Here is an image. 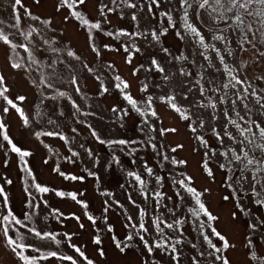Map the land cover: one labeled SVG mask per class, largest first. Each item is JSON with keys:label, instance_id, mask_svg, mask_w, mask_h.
Here are the masks:
<instances>
[{"label": "snow or ice", "instance_id": "obj_1", "mask_svg": "<svg viewBox=\"0 0 264 264\" xmlns=\"http://www.w3.org/2000/svg\"><path fill=\"white\" fill-rule=\"evenodd\" d=\"M35 3L39 5L41 0H35ZM168 3L171 4L172 0H168ZM175 3L176 7L158 13L159 27L151 28L140 25L139 20L142 17H138L137 11H146L149 16L157 18L155 10L160 8L161 0H143V3L139 0H111L114 7L103 4L99 9L103 21H92L79 10L86 4V0H58L55 7L57 13L62 9L69 10L68 15L63 17L64 21L67 22L71 17L78 22L79 27L85 32L88 48L96 57L101 56V49L95 43L98 33L117 40L120 37H127V42L121 43L119 48H113L107 43L103 47L112 52H119L122 48L127 54L124 57L125 63L130 65L133 63L134 54L142 51L136 44L138 40H144L150 45L161 44V38L167 36L170 29H174L177 39L187 40L191 44L203 62L190 59L189 54H185L184 51H180L178 55L173 54L168 47L161 44L162 58L152 56L147 67L140 64L133 68V76L141 70L155 76L151 82L148 81L147 75L140 81L138 90L145 95L139 97L133 96L129 91L130 83L120 75L110 77L106 85L77 50L67 44L60 45L55 36V28L51 27L53 21L33 15L23 5L22 0H12L11 22L0 20V44L6 46V64L10 70L26 76H31L32 72L38 73L39 78L31 79L29 82L41 91L42 102L45 99L57 104L62 100L66 101L74 109L72 115L77 122L88 127L91 136L99 144L110 149L112 155L108 162L109 168L113 164L122 167L117 151L125 153L131 163L137 165V153L141 150H151L159 171L150 166L143 157H139L140 170H127L125 175L130 178L129 187L136 188L146 204L152 202L153 212L150 214L146 207H140L129 194V202L137 207L139 212L135 219L133 216H126L127 222L124 227L132 231L123 241L116 236L112 237L119 253L126 254V250L133 246L131 242L138 240L148 256L159 250L170 257L172 264H181L182 248L185 246L184 225L189 224L202 238L199 246L188 242L197 253L191 258V264H201V259L210 260L212 264H232L228 253L229 250H237L235 242L237 236L240 238V245L246 250L244 253L247 257L246 264H264V252L259 251L260 244L256 239L259 236L261 243L264 244L262 232L264 215L254 214L264 209V119H261L264 117V86H258L264 85V69L259 74L255 70L264 64V0H175ZM20 9H23V15ZM122 9L132 10L130 15L131 20L136 23V30L131 32L125 29H118L115 32L105 30L103 25L110 23L108 13L120 10L123 18ZM174 14H178V19ZM5 28L8 31H5ZM18 50H23L27 55L21 56ZM114 67L115 65L111 63L107 65L108 70ZM85 70L99 82L100 96L110 93L112 89L119 94L122 105L110 108L115 117L113 122L124 128L127 119L134 113L139 118L135 127L142 139H102L92 125L80 119L95 115L93 112L85 111L73 98L75 95L84 100L90 99L84 95L79 83V74ZM213 73L218 74L219 79ZM65 83L72 87L73 95L61 90ZM25 99L24 95H17L14 98L11 96L7 77L0 72L2 102L0 113L8 114L10 109L15 110L27 126L29 117L17 103V101L22 103ZM157 101L174 113L179 121L184 122V126L191 133L193 142L191 150L200 155L199 169L202 174L212 182H215L217 171L223 174L222 186L227 194L222 196V200L230 206L227 222L220 214L214 213L206 203L211 193L210 188L198 189L194 177L186 171L189 160L180 156L185 144L167 143L165 138L169 135H178L179 128L165 125L155 106ZM37 116L42 114L38 112ZM60 116H63L62 111L55 120L49 117L48 123L57 126ZM72 132L76 133L77 129L73 128ZM0 136L7 142L5 154L15 153L23 165L21 170L32 176V171L25 160L32 153L13 142L2 119ZM40 136H57L66 144L69 143L68 137L58 131L37 132L36 137L39 139ZM213 138L214 144L210 143ZM0 147L4 145L0 144ZM80 147L84 148V145L81 144ZM84 150L90 159L99 163L92 149ZM69 151L71 156L67 159L73 163L72 158L78 157L80 153L72 151L71 148ZM213 163L216 165L215 169L211 166ZM53 171L65 180H84L83 176L66 174L58 167ZM160 172H165L166 176ZM88 175L96 174L89 171ZM4 183L10 185L13 181L4 178ZM166 184L172 189L171 194L164 190ZM30 187L39 193L54 191L56 196L61 198L67 196L84 209L88 208L85 201L77 198V193H65L33 182L24 189L29 197L26 203L28 211H25L21 218L9 206V197L4 186L0 184V204L3 207V211L0 212V234L4 243L23 264H37L39 260L51 258L78 264V260L73 256L61 255L57 251L43 252L40 246L23 242L26 232L38 241H50L57 245L61 243L57 239L59 233L30 226L33 217L39 215L40 208L36 196L29 190ZM101 195L112 194L102 192ZM245 199L255 208L246 205ZM168 202H172L171 206ZM43 203L47 205L46 201ZM116 203L119 205L118 201ZM104 204L106 214L110 204L108 200H105ZM181 209L183 211L178 215V210ZM51 215L58 221L65 218L59 209H53ZM84 215L93 225L97 224L94 216L87 212ZM71 218L80 221V217L75 214H72ZM104 219L107 220L106 215ZM79 227L84 228L85 225L80 223ZM22 229L24 231H21ZM107 231L113 232L111 225L107 226ZM63 236L83 264H95L80 247L71 243L72 237L68 233H64ZM151 236L155 238L150 240ZM92 243L98 246L99 256L104 257L106 252L99 247L103 243L99 230L93 236ZM26 250L38 255H25ZM142 264H149V261L144 260Z\"/></svg>", "mask_w": 264, "mask_h": 264}, {"label": "rangeland", "instance_id": "obj_2", "mask_svg": "<svg viewBox=\"0 0 264 264\" xmlns=\"http://www.w3.org/2000/svg\"><path fill=\"white\" fill-rule=\"evenodd\" d=\"M139 2L143 3V0H139ZM22 3L33 15H39L43 19H51L53 21L51 27L55 28V36L60 42V45L63 46L67 44L74 50H77L82 59L96 70V74L100 75L106 85L109 83L110 77L120 75L122 78L128 80L131 85L129 91L136 97L145 95L138 90L140 81L144 80L147 75L148 81L151 82L155 79V76L147 74L143 70L136 76H133L132 70L140 64H144L145 67H147L152 56H156L158 59L162 58L163 53L160 51L161 44L164 47H168L173 54L178 55L180 51H184L185 54H189L190 59L194 58L199 62H203L202 58L196 54V50L187 40L180 41L177 39L174 29H170L168 35L161 38V44L150 45L144 40L136 41L137 46L141 47L142 51L134 54L133 63L131 65L125 63L124 57L127 54L123 52L122 48L119 52H112L103 47V45L107 43L113 48H119L121 43L127 42V37H120L119 40H117L105 36L102 33H98L96 34L95 43L97 47L101 49V56L96 57L88 48L85 32L79 27L78 22L71 17H69L67 22L64 21L63 17L68 15L69 10L62 9L60 13L55 11L58 0H41V4L39 5L35 3V0H22ZM11 4L12 0H0V20H4L6 23L12 21ZM103 4L114 7L111 4V0H86V4L81 6L79 10L85 13L92 21H103V17H101L99 13V9ZM174 7H176L175 0H172L171 4L168 3V0H161L160 8L155 10L157 12V18L149 16L146 11L140 12L138 10V17H142L139 23L143 27H159L158 13ZM122 10L124 13L123 18H121L120 10L108 13V20L110 23L103 25L105 30L114 32L118 29H125L129 32L136 30V23L131 20L130 13L132 10ZM20 12L23 15V9H20ZM174 16L178 19V14H174ZM5 31H8V29L5 28ZM18 51L21 56H26L23 50ZM6 55V46L0 44V72L6 75L13 98L17 95L26 96V99L22 103L19 101H17V103L24 109L25 115L29 117V124L26 126L18 117L19 115L15 110L11 109L8 114L0 113V119L6 124L7 134L13 142L22 149L32 153L30 157L25 158L28 167L32 171V176H28L26 172L21 170L23 165L20 163L19 157L15 153L9 152L12 155H5L7 142L3 141L2 136H0V144L4 145V147H0V154H2L0 155V184L6 188V193L9 197V206L17 216L22 218L23 213L28 211L26 203L29 199L27 194L24 193V189L32 185L33 182L65 193H77V198L88 204V208L84 209L81 205L67 196L63 198L58 197L55 195L54 191L39 193L34 188L30 187L29 190L36 196L37 202L40 203V208L38 209L39 215L33 217V223L30 226H35L47 232L59 233L60 235L57 236V239L60 240L61 243L57 245L50 241H38L32 237L31 234L26 232L23 242L40 246L43 252L57 251L61 255L73 256L78 260V264H83V261L80 260L74 249L69 247V241L64 239L63 234L68 233L72 237L71 243L80 247L90 259L94 260L95 264H142L144 260H148L149 264H152L153 261L155 264H172L170 257L159 250L154 252L153 255L148 256L143 245L138 240L131 242L133 246L131 249L126 250V254L119 253L112 241L113 236L123 241L124 237L132 231V229L124 227L127 222L126 216H133L134 219L138 216L139 209L129 202V194L132 195L136 204L140 205V207H146L150 214L153 212L152 202L149 201L146 204L139 195L137 189L129 187L130 178H127L125 175L127 170H140L141 161L139 157H143L144 160L149 162L150 166H153L159 171L154 163L151 150H141L137 153V165H133L130 158L125 153L117 151L116 154L120 156L122 167L113 164L112 167L109 168L108 162L111 160L112 155L110 149L105 145L99 144L91 136L88 127L77 122L72 115L74 109L71 108V105L63 100L60 101L59 104L46 99L42 102L41 91L34 88L29 82L31 79H38V73L32 72L31 76L17 74V72L7 67ZM109 63L115 65L114 69H107ZM262 69H264V64L255 69L256 73L259 74ZM251 70L252 69H249V71ZM193 71H196V69H193ZM213 74L217 75L219 79L218 74ZM79 75V83L83 93L90 97V99L84 100L73 95V89L67 83L62 87L58 85V87H61V90L67 91L70 95H73V98L81 104L85 111L95 113V115L80 117V119L92 125L102 139H142L143 137L135 127L139 118L134 113L127 119L124 128H120L118 123L113 122L115 117L111 113L110 108L112 106H121L123 103L116 90L112 89L110 93L100 96L98 92L99 82L95 80L94 76L88 74L86 70L80 72ZM65 76H67L66 73ZM155 91L159 92V90ZM155 106L166 126H175L179 128L178 135H169L165 138L167 143L169 145H174L177 142H183L185 144V149L180 153V156L189 160L186 171L194 177L195 186L198 189H203L204 187L210 188L211 193L206 203L214 213L220 214L224 221L227 222L230 206L222 200V196L227 194L225 188L222 186L223 174L217 171L215 182H212L206 175L202 174V171L199 169L200 155L193 153L191 150L193 147L191 133L188 132L184 126V122L179 121L175 114L171 113L165 106L160 105L159 101H157ZM61 111L63 112V116H60L57 120V126L50 125L48 123L49 117L55 120ZM38 112H40L42 116H37ZM261 119H264V117H261ZM73 128L77 129L76 133L72 132ZM43 131L61 132L68 137L69 143L66 144L65 141L59 139L57 136H40L38 139L36 133ZM210 143H215L214 138L210 140ZM81 144L84 145V148L80 147ZM45 145H47V147H45ZM69 148H71L72 151L80 153L78 157L72 158L74 160L73 163H70L67 159L71 156ZM85 148L92 149L93 155L99 160V163H96L94 159L88 157V154L84 150ZM2 161L4 163L7 161V166H3L1 163ZM211 166L214 169L216 168L214 163ZM57 167L66 174L83 176L84 180H65L57 172L53 171V169ZM89 171L94 172L96 175L89 176ZM160 174L166 176L165 172H160ZM4 178L12 180L13 183L10 185L4 183ZM121 185H124V187L122 188ZM152 186L153 185H150V187ZM164 190L168 191L169 194L172 193V189L168 184L165 185ZM102 192L111 193L112 195H101ZM80 193H83V195H79ZM105 200H108L110 204L109 211L106 214L104 213ZM44 201L47 202V205L43 203ZM117 201L119 205H123V207H120L116 203ZM168 203L171 206L172 202ZM244 203L249 205V207L255 208L254 205L249 204L247 199L244 200ZM186 207L187 204L184 205V208ZM53 209H59V211L64 214L65 218L59 221L55 219L51 215ZM2 211L3 207L2 204H0V212ZM180 211H183V209L178 210V215ZM85 212L97 219L96 225H93L87 220V217L84 215ZM72 214L79 216L80 221L78 222L76 219L71 218ZM156 214L158 215L159 211H157ZM254 214L264 215V209ZM104 215L107 216V220L104 219ZM80 223H83L85 227L80 228ZM108 225L112 226L113 232L109 233L107 231ZM184 227L186 229L184 236L185 246L182 248L181 264H191V258L197 253L196 250L190 247L188 242L191 241L199 246L202 238L199 237L197 232L192 230L191 225L185 224ZM98 230L103 241L102 245L99 247H102L106 252L104 257L97 255L98 246L92 243V238L97 234ZM21 231L24 230L22 229ZM262 232H264V230H262ZM12 234L15 236L14 233ZM154 238V236L149 237L150 240ZM256 239L257 243L260 244L259 251L264 252V244L261 243L260 237L257 236ZM0 241L4 242V239L1 238ZM235 242L237 243V250H229L228 253L232 264H246L247 257L244 254L246 250L240 245L239 236L235 237ZM0 248H5V244H1L0 242ZM0 254H4L1 249ZM25 255L36 256L38 254L26 250ZM14 258L15 261L13 263L8 260H2L0 256V264H17L16 259L18 260V258L15 255ZM19 262L23 264L22 261ZM37 264H70V262L51 258L49 260H39ZM201 264H212V262L210 260L201 259Z\"/></svg>", "mask_w": 264, "mask_h": 264}, {"label": "flooded vegetation", "instance_id": "obj_3", "mask_svg": "<svg viewBox=\"0 0 264 264\" xmlns=\"http://www.w3.org/2000/svg\"><path fill=\"white\" fill-rule=\"evenodd\" d=\"M26 55H27V54H26ZM0 155H2V154H0ZM5 155H6V154H5ZM7 155H12V154H10L9 152H7ZM7 155H6V156H7ZM1 163H2L3 166H5V163H4L3 161H2ZM5 191H6V188H5ZM45 226H46V225H45ZM1 238H3L2 234H0V239H1ZM0 242H1V244H5V243L2 242V241H0ZM0 249H1V250L3 251V253H4V254H0L2 260H8V261L14 263V261H15L14 255L11 253L10 249L6 246V244H5V248H0ZM16 263H17V264H21L17 259H16Z\"/></svg>", "mask_w": 264, "mask_h": 264}, {"label": "trees", "instance_id": "obj_4", "mask_svg": "<svg viewBox=\"0 0 264 264\" xmlns=\"http://www.w3.org/2000/svg\"><path fill=\"white\" fill-rule=\"evenodd\" d=\"M24 193H25V191H24Z\"/></svg>", "mask_w": 264, "mask_h": 264}]
</instances>
